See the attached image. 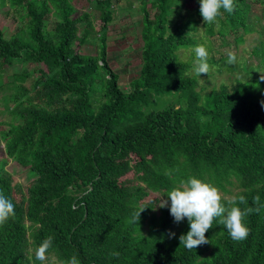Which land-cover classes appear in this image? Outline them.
Segmentation results:
<instances>
[{
  "label": "trees",
  "instance_id": "trees-1",
  "mask_svg": "<svg viewBox=\"0 0 264 264\" xmlns=\"http://www.w3.org/2000/svg\"><path fill=\"white\" fill-rule=\"evenodd\" d=\"M79 1L0 0L14 24L0 23V192L15 205L0 225V264H41L35 249L49 236L45 264L73 256L80 264H264V25L249 21L264 23V0H234V11L221 9L211 25L199 0H153V14L139 0L140 69L127 85L112 68L117 48L108 39L121 0ZM252 35L257 64L219 63L215 36ZM197 45L208 50V75L193 72ZM189 48L193 57L181 60L178 50ZM236 67L244 74L234 83L207 85ZM165 96L174 101L159 108ZM12 168L33 174L29 184ZM189 176L225 197L236 187L234 196L247 200L237 206L259 208L245 217V240H233L217 220L208 243L179 244L187 219L175 223L158 203L170 206L165 193Z\"/></svg>",
  "mask_w": 264,
  "mask_h": 264
},
{
  "label": "clouds",
  "instance_id": "clouds-1",
  "mask_svg": "<svg viewBox=\"0 0 264 264\" xmlns=\"http://www.w3.org/2000/svg\"><path fill=\"white\" fill-rule=\"evenodd\" d=\"M234 8V0H199V12L204 25L216 23L217 18L222 15L221 9L232 13ZM193 52L195 53L193 72L197 76H201V74L208 75L210 65L208 63L209 53L207 48L203 45H197L193 48ZM227 56V63H237L235 52L229 51ZM260 79L264 80V75L261 74ZM261 105L264 107V101H261ZM165 194L170 198V206L169 200L159 198V207H169L170 215L177 224L185 218L188 221L189 230L186 234L179 236V244L187 250L196 249L200 245L208 243L205 234L213 227L214 221L217 220L220 225L225 226L233 240H245L250 233L249 227L244 222L245 217L254 211H259V208L251 207L242 210L237 204L238 202L246 204L245 196L226 198L216 186L196 176H189L186 180H182ZM254 202L259 203V196L254 198ZM145 207L146 205L134 212L129 222L138 224L140 214ZM153 208L155 209V207ZM14 215V203L0 192V225L5 224ZM168 235L169 238L175 237V233L171 231ZM52 242L53 237L49 236L35 249V259L40 261L41 264H45V261L48 260V249L52 246ZM110 256H119V253L113 252L110 253ZM65 264H80V262L76 256H73Z\"/></svg>",
  "mask_w": 264,
  "mask_h": 264
},
{
  "label": "rangeland",
  "instance_id": "rangeland-1",
  "mask_svg": "<svg viewBox=\"0 0 264 264\" xmlns=\"http://www.w3.org/2000/svg\"><path fill=\"white\" fill-rule=\"evenodd\" d=\"M152 1L153 0H148V5H149L150 13L153 14L154 8H151ZM79 2L82 3V5L87 4V1L84 2V0H80ZM130 3H132L131 6H129ZM120 4L123 5L124 7H120L118 5V7L120 8V10L117 12V15H119V19L116 21L115 25L111 26L108 39H109L110 48H114V47L117 48L116 52L114 53L115 60L111 62L112 68L121 76V82L127 85V83L134 78L135 73L138 72L140 69L138 65L139 63L138 56L139 54L141 55L142 52V49L139 46V44L141 45L140 36L137 37L139 44L133 42L134 41L133 39L134 37H136V35L141 34L142 26L140 24L142 19V13L140 10L139 0H121ZM88 9L92 11L95 17L98 16V11L94 10L93 5L88 7ZM254 12L259 15L260 14L259 7H256L254 9ZM8 19L9 17L4 15V13L3 12L1 13L0 11V23L8 27L10 26L7 24L14 25L10 21H8ZM249 21L253 22V24L258 29H260V27L264 25L263 21H259L258 19H256V17H251ZM4 22H8V23L5 24ZM129 30L130 31L133 30V33L126 34ZM121 37H123L122 40H120ZM215 37L213 38V53L215 57L219 59L220 64H225V65L229 64L227 63V59H228L227 54L229 51L235 52L237 55V63L232 64L230 69H233L236 65H240L242 61H246L249 64H257L259 62L258 61L259 57H257L252 53V50L254 49V45L256 43V40L258 39V36H253V35L247 36L243 42L235 41L234 40L235 36H227L226 39L224 38V36H222L219 39H215ZM127 39L130 40L128 43H127ZM118 41L120 43V46L116 47ZM126 48L129 51L127 54L125 53ZM185 50L186 49L178 50L177 55L181 60L187 61L193 57L194 53L190 51V48L187 51ZM119 54L120 56H118ZM194 61L195 60H192V64L194 63ZM16 66H17L16 69H18L21 67V64L17 63ZM34 67L35 66L32 65L30 68L32 69ZM215 67L212 66L211 70H215ZM261 71L262 70H260V72ZM243 74L244 72L242 68L236 67V71L234 73H228L227 71H224L222 73H217L211 77V83H207V82L206 83L207 85L210 86L211 85L220 86L222 83H226L230 85L234 83L236 77H239ZM262 74L264 75V71L262 72ZM173 101H174V97L165 96L160 98V101L157 102V105L159 108H163L164 105L165 106L170 105L173 103ZM2 119L3 116L0 114V120ZM13 173L15 174L16 180L24 184V186L28 185L33 178V174H31L29 171H22L16 173L14 172L13 169ZM236 191L237 188L234 187L232 193H228L225 195L226 197H232L234 196Z\"/></svg>",
  "mask_w": 264,
  "mask_h": 264
}]
</instances>
